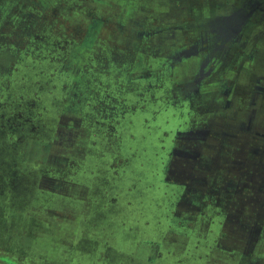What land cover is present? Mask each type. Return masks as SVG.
<instances>
[{"label":"rangeland","instance_id":"1","mask_svg":"<svg viewBox=\"0 0 264 264\" xmlns=\"http://www.w3.org/2000/svg\"><path fill=\"white\" fill-rule=\"evenodd\" d=\"M175 1L0 0V264H264V139L250 137L263 125L234 131L206 101L196 115L165 107L166 87L188 72L147 88L172 47L206 25L192 0ZM90 25L81 68L99 97L77 103L64 64ZM139 59L146 69L128 84L116 70ZM64 120L74 135L58 143ZM197 121L209 130L198 165L170 175L175 131Z\"/></svg>","mask_w":264,"mask_h":264},{"label":"flooded vegetation","instance_id":"2","mask_svg":"<svg viewBox=\"0 0 264 264\" xmlns=\"http://www.w3.org/2000/svg\"><path fill=\"white\" fill-rule=\"evenodd\" d=\"M182 2V0L171 2L170 7L183 10ZM192 2L191 5L196 4V6H190L189 11L195 14L198 20V15L203 14L207 19L206 25L197 24L196 28H201L195 30L196 35H191L194 38L192 41L181 43V45L172 42L173 45L177 44L178 46H173L166 59L159 62V64L161 63L158 66L160 75L148 73L147 78L150 77L153 81V83H147L149 93L154 92L156 86L161 84L162 87L166 86L164 83L166 74L175 77L177 73L188 72V76L177 81L176 86L172 85L168 89L166 87L165 92L168 93V99L166 98L164 101L165 107L172 105L179 109L188 103L190 104L188 106L189 114L196 115L194 109L200 110V106H203L206 101L217 109L219 120L233 123L234 131L237 128L248 132L253 127L252 122L263 125L264 128V0H192ZM93 28L94 25H90L83 41L71 47L67 53L68 57L65 59L64 67L67 72L63 76L75 82L72 92L76 95L74 98L77 103L79 101L82 103L84 98L89 99V96L94 95L93 99L99 97V90L94 85H88L90 80L86 76L90 74L84 73L81 68L88 58L87 52ZM166 33L164 39H178L173 32ZM142 34L147 36L145 32ZM133 44L135 45V43ZM131 66L128 64L125 68H121V72L116 70L119 75H127L124 80L128 84L132 83L135 78V76L131 77L134 71L146 69L140 59L135 66L132 68ZM129 77L131 80L128 79ZM142 78L144 77L140 76L138 80ZM86 89H90L91 93L98 94L85 95ZM78 93L82 95L80 96ZM75 117L77 118L75 124H77L80 116L75 115ZM200 118L202 117L196 120ZM72 122L67 120L61 122L56 129L54 140L57 139V142L61 143V136L66 134L67 137L64 140L71 142V136L74 135ZM204 124L203 121H197L192 125L188 124L186 128H179L175 131V146L171 148L168 156V165L171 167L168 170L170 175L174 171L176 174L173 176L181 178L182 176L178 174H182L184 171L189 173V170H193L192 165L199 157L198 147L205 145L207 140L206 134L209 130ZM263 128L253 130V135L250 137L258 138L259 136L264 139ZM79 130L80 137L83 136L81 139H84L88 135V128L84 125L79 127ZM37 141L44 147L49 146L48 143ZM254 150L256 148H253L252 152ZM196 163L198 165V162ZM42 178L54 180L48 176H42ZM191 180L193 182L192 177ZM184 184L188 186L183 182L181 183L182 188ZM243 185L250 186L249 183H243ZM240 187L237 189L238 191L243 190ZM252 192L254 195L252 194L251 200L256 202L261 196L258 192ZM250 196L244 197L248 200ZM185 201L191 207L197 206L199 204L198 194H189L185 197ZM249 232L256 234V225L250 228ZM150 261H152L151 257ZM251 262L254 263L255 260L252 259Z\"/></svg>","mask_w":264,"mask_h":264}]
</instances>
